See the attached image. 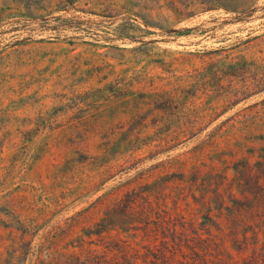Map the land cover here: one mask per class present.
Segmentation results:
<instances>
[{
  "label": "rangeland",
  "instance_id": "374dc122",
  "mask_svg": "<svg viewBox=\"0 0 264 264\" xmlns=\"http://www.w3.org/2000/svg\"><path fill=\"white\" fill-rule=\"evenodd\" d=\"M234 182L263 258L264 0H0V264H150Z\"/></svg>",
  "mask_w": 264,
  "mask_h": 264
},
{
  "label": "trees",
  "instance_id": "16d2710c",
  "mask_svg": "<svg viewBox=\"0 0 264 264\" xmlns=\"http://www.w3.org/2000/svg\"><path fill=\"white\" fill-rule=\"evenodd\" d=\"M256 184L259 188L263 186L262 184L259 186V182ZM233 186L239 196L232 193L233 188H230L229 197H232V206H223L221 197L203 194L200 197L199 207L195 209L196 212L189 214L188 220L179 224L180 229H175V226L163 229L162 244L156 247L158 257L152 252L150 264H264V257L259 259L255 254V248L251 249L252 255L243 256V247L251 244L245 229L247 222L243 215L247 209L244 204L241 205L247 190L239 189L240 182H234ZM222 198L224 200L223 196ZM224 209L231 212L225 213ZM198 210L203 212L201 215L204 219L203 224L197 222V216L200 215ZM255 226L258 227L252 226V232L253 239L257 240L258 231L255 230ZM262 229L264 228L259 230ZM228 241L240 246L236 255L231 252L232 247L229 250L225 245ZM177 254L183 260L173 258L174 263L167 261L166 256L175 257Z\"/></svg>",
  "mask_w": 264,
  "mask_h": 264
}]
</instances>
